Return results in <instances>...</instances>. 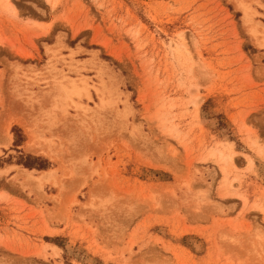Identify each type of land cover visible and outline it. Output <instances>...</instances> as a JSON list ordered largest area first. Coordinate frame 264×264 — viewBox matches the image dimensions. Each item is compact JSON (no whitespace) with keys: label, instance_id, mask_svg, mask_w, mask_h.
<instances>
[{"label":"rangeland","instance_id":"obj_1","mask_svg":"<svg viewBox=\"0 0 264 264\" xmlns=\"http://www.w3.org/2000/svg\"><path fill=\"white\" fill-rule=\"evenodd\" d=\"M55 222L64 264H264V0H0V264Z\"/></svg>","mask_w":264,"mask_h":264},{"label":"crops","instance_id":"obj_2","mask_svg":"<svg viewBox=\"0 0 264 264\" xmlns=\"http://www.w3.org/2000/svg\"><path fill=\"white\" fill-rule=\"evenodd\" d=\"M16 209L15 207H13L12 205H4L3 207V215H5V217H15L16 216ZM2 231L5 233V235L7 236H13L14 232H18L19 230L18 229H15V227H11L10 225L7 226V227H3L1 228ZM53 231H52V234H49V233H45V232H40V234L43 236L42 238V241L39 243V246L43 247L44 248V252L46 254H48L50 256L51 261H54L55 263H60L63 262L64 258H63V254H64V251L63 249L59 246V244H57L56 242H49V241H46L45 240V237H59V236H64V235H67V236H78V235H75L73 232H72V229L69 228V227H66L65 225L63 224H56L53 223ZM83 241V240H81ZM84 242V241H83ZM85 247L89 250V253L93 254V255H99L100 256V252H96V248L95 247H92L91 246V249H90V245L88 242H85ZM78 263V262H77Z\"/></svg>","mask_w":264,"mask_h":264},{"label":"bare ground","instance_id":"obj_3","mask_svg":"<svg viewBox=\"0 0 264 264\" xmlns=\"http://www.w3.org/2000/svg\"><path fill=\"white\" fill-rule=\"evenodd\" d=\"M30 143H31V142H30ZM230 146H232V145H230ZM215 151H216V150H215ZM216 152H217V151H216ZM212 153H213V152H212ZM234 154H235V153H234ZM232 156H233L232 153H231V155H228V156H226V155H225V156H222V155H221V159H222V160H226V159L229 160V159L232 158ZM224 162H226V161H224Z\"/></svg>","mask_w":264,"mask_h":264}]
</instances>
